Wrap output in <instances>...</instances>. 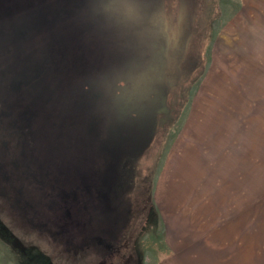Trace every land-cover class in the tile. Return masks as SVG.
I'll list each match as a JSON object with an SVG mask.
<instances>
[{
  "label": "rangeland",
  "instance_id": "1",
  "mask_svg": "<svg viewBox=\"0 0 264 264\" xmlns=\"http://www.w3.org/2000/svg\"><path fill=\"white\" fill-rule=\"evenodd\" d=\"M0 264H264V0H0Z\"/></svg>",
  "mask_w": 264,
  "mask_h": 264
},
{
  "label": "trees",
  "instance_id": "2",
  "mask_svg": "<svg viewBox=\"0 0 264 264\" xmlns=\"http://www.w3.org/2000/svg\"><path fill=\"white\" fill-rule=\"evenodd\" d=\"M135 200H136V197L134 198V196H133V198L129 199V207H130V211H132L133 206L137 203V201H135ZM115 238H116V237H115ZM94 239H96V237H95ZM98 242H100V241H98ZM95 243H96V242H95Z\"/></svg>",
  "mask_w": 264,
  "mask_h": 264
}]
</instances>
